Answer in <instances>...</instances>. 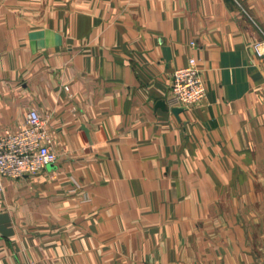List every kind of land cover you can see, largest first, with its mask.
<instances>
[{
	"label": "crops",
	"instance_id": "obj_1",
	"mask_svg": "<svg viewBox=\"0 0 264 264\" xmlns=\"http://www.w3.org/2000/svg\"><path fill=\"white\" fill-rule=\"evenodd\" d=\"M244 7L264 24V0H0V136L37 108L57 153L0 177V264H264V57ZM190 57L207 93L177 112Z\"/></svg>",
	"mask_w": 264,
	"mask_h": 264
},
{
	"label": "built area",
	"instance_id": "obj_2",
	"mask_svg": "<svg viewBox=\"0 0 264 264\" xmlns=\"http://www.w3.org/2000/svg\"><path fill=\"white\" fill-rule=\"evenodd\" d=\"M257 49L261 53V48ZM206 93L198 62L190 57L186 65L173 71L167 103L173 108H189L201 102ZM56 161L57 153L53 148L48 120L41 116L37 108L29 109L25 124L17 131H7L0 136V177L35 175Z\"/></svg>",
	"mask_w": 264,
	"mask_h": 264
},
{
	"label": "rangeland",
	"instance_id": "obj_3",
	"mask_svg": "<svg viewBox=\"0 0 264 264\" xmlns=\"http://www.w3.org/2000/svg\"><path fill=\"white\" fill-rule=\"evenodd\" d=\"M254 10L255 9L249 10L248 8L244 7L242 14L247 18L248 22L255 28V30H257L258 36H256V38L253 40L252 45L258 56L264 57V24L253 16L255 14ZM258 47L261 48V53H259L257 49Z\"/></svg>",
	"mask_w": 264,
	"mask_h": 264
},
{
	"label": "water",
	"instance_id": "obj_4",
	"mask_svg": "<svg viewBox=\"0 0 264 264\" xmlns=\"http://www.w3.org/2000/svg\"><path fill=\"white\" fill-rule=\"evenodd\" d=\"M175 110L179 112L180 110H182V108H175Z\"/></svg>",
	"mask_w": 264,
	"mask_h": 264
}]
</instances>
